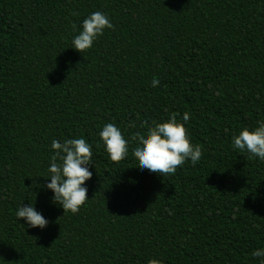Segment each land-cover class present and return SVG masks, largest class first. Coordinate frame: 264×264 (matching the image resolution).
Here are the masks:
<instances>
[{
    "label": "trees",
    "instance_id": "16d2710c",
    "mask_svg": "<svg viewBox=\"0 0 264 264\" xmlns=\"http://www.w3.org/2000/svg\"><path fill=\"white\" fill-rule=\"evenodd\" d=\"M95 11L115 30L81 53L72 39ZM173 112L190 114L201 160L142 170L132 135ZM262 120L264 0H0V264H260L264 161L232 138ZM108 123L129 141L119 162ZM75 138L93 175L73 214L45 176L52 141ZM23 204L48 225L18 219Z\"/></svg>",
    "mask_w": 264,
    "mask_h": 264
},
{
    "label": "clouds",
    "instance_id": "9594fccd",
    "mask_svg": "<svg viewBox=\"0 0 264 264\" xmlns=\"http://www.w3.org/2000/svg\"><path fill=\"white\" fill-rule=\"evenodd\" d=\"M73 15L78 13L73 12ZM76 25H73L75 28ZM105 29L115 30L114 24L108 15L101 11L92 12L83 21V30L72 39V47L81 53L90 49L94 41L104 34ZM160 83L158 77H153L152 86ZM180 114L173 112L170 118L163 122H153L148 126L147 132H136L131 140L137 145L132 149L133 156L138 160V166L152 173L162 175L175 174L178 167L190 160L196 165L203 155L202 149L193 145L185 122L189 121L190 114L184 112L182 121L178 119ZM147 124V121L144 122ZM135 127V125H132ZM104 146L113 162H119L126 158L129 151V141L122 131L113 123L103 126L99 133ZM232 145L241 153H250L251 157H258L264 161V120L254 129L244 127L238 135L232 138ZM100 145L97 144V147ZM54 155L47 170L50 183L46 187L54 192L53 202L61 205L64 212L76 214L82 205L89 199L85 181L92 177L89 165L92 162L91 145L84 138L66 139L63 143L53 140L51 144ZM18 219H25L28 226L44 228L49 221L36 210L33 205H22L15 212ZM253 257L260 259L264 264V249H255ZM147 264H162L161 261L150 259Z\"/></svg>",
    "mask_w": 264,
    "mask_h": 264
}]
</instances>
